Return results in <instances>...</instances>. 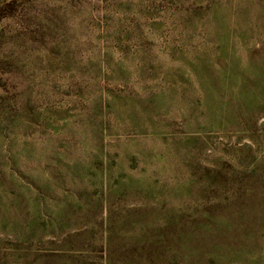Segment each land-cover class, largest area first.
I'll return each instance as SVG.
<instances>
[{"label":"rangeland","instance_id":"374dc122","mask_svg":"<svg viewBox=\"0 0 264 264\" xmlns=\"http://www.w3.org/2000/svg\"><path fill=\"white\" fill-rule=\"evenodd\" d=\"M1 8L0 264H264V0Z\"/></svg>","mask_w":264,"mask_h":264},{"label":"trees","instance_id":"16d2710c","mask_svg":"<svg viewBox=\"0 0 264 264\" xmlns=\"http://www.w3.org/2000/svg\"><path fill=\"white\" fill-rule=\"evenodd\" d=\"M11 6H12V4H10L9 6H7V8H8V7H11ZM10 13H11V11L6 10L5 8H1V9H0V18H1V17H5L6 15L8 16ZM4 15H5V16H4Z\"/></svg>","mask_w":264,"mask_h":264}]
</instances>
